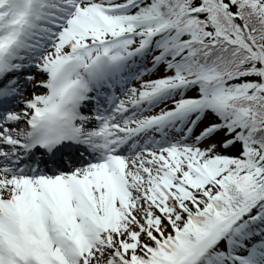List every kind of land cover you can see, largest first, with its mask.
I'll return each instance as SVG.
<instances>
[{
  "label": "snow or ice",
  "instance_id": "snow-or-ice-1",
  "mask_svg": "<svg viewBox=\"0 0 264 264\" xmlns=\"http://www.w3.org/2000/svg\"><path fill=\"white\" fill-rule=\"evenodd\" d=\"M0 264H264V0H0Z\"/></svg>",
  "mask_w": 264,
  "mask_h": 264
}]
</instances>
